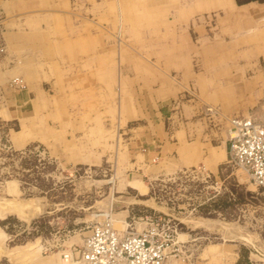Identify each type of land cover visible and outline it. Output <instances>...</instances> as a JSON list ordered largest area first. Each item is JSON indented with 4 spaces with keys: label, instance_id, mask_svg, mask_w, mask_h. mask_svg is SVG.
Wrapping results in <instances>:
<instances>
[{
    "label": "rangeland",
    "instance_id": "rangeland-1",
    "mask_svg": "<svg viewBox=\"0 0 264 264\" xmlns=\"http://www.w3.org/2000/svg\"><path fill=\"white\" fill-rule=\"evenodd\" d=\"M199 1L0 0V264H70L62 249L80 244L105 210L120 231L132 216L172 217L186 240L178 264H264V189L228 150L214 168L205 162L207 144L225 147L224 126L216 118L203 135L193 114L205 100L264 121V0H235L237 11L250 10L241 21L222 0ZM75 22L95 29L92 49L90 37L67 41L66 28L81 33ZM34 49L47 60L27 66L21 55ZM7 52L19 54L21 70L3 64ZM19 76L25 87L11 86ZM165 80L173 111L186 100L173 115L178 127L139 113L138 84L159 81L165 96ZM142 130L167 137L157 161L156 151L138 154L145 142L129 145L126 136ZM156 138L147 144L158 147ZM195 139L201 158L187 165L184 146Z\"/></svg>",
    "mask_w": 264,
    "mask_h": 264
},
{
    "label": "built area",
    "instance_id": "built-area-1",
    "mask_svg": "<svg viewBox=\"0 0 264 264\" xmlns=\"http://www.w3.org/2000/svg\"><path fill=\"white\" fill-rule=\"evenodd\" d=\"M9 84L25 87L21 77ZM227 146L231 159L246 169L250 180L264 189V123L250 115L226 118ZM80 244L62 249L70 264H178L187 250L179 227L170 216H132L126 229L114 226L111 210L98 213ZM126 219V218H125ZM144 223L140 229L136 223Z\"/></svg>",
    "mask_w": 264,
    "mask_h": 264
},
{
    "label": "crops",
    "instance_id": "crops-1",
    "mask_svg": "<svg viewBox=\"0 0 264 264\" xmlns=\"http://www.w3.org/2000/svg\"><path fill=\"white\" fill-rule=\"evenodd\" d=\"M202 1V0H201ZM199 1V2H201ZM247 4H250L248 2H246ZM222 4L224 6H227V7H230V9L235 12V17L237 19H239L240 21L242 20L241 18H245L247 19L248 17V12L250 11L249 10V7H246L244 8L242 11L244 12H239L235 9V5L236 2L235 0H222ZM243 4V3H242ZM258 4H262L263 7H260V8H264V2H258ZM241 5V4H240ZM62 14H66L67 12L66 11H63L61 12ZM72 15V18L74 17L75 14L73 13H70ZM36 18V17H35ZM235 18V19H236ZM23 19H21V21H23ZM249 22V21H247ZM75 25L77 24V22L74 23ZM45 25L41 24L40 28L42 29H47V26L44 27ZM77 26H79L77 24ZM49 27H52V23L48 26ZM82 27L83 25L81 24L77 29L79 32H81L82 30ZM39 28V29H40ZM31 29V27L26 24L24 25V31L28 32L29 30ZM67 31V35H66V38H67V41L68 42H74L75 39L77 38H80L82 36H86V37H90V43L89 45L91 46V49H92V46H96V38L95 40L94 39H91V35L95 34V29L93 27L89 28L88 32H81V33H78V34H71L69 31H70V28H66L65 29ZM250 30V29H249ZM247 32V31H245ZM257 33H255L253 31V34L248 32L246 33L245 35L248 36V38L250 39L251 38H254L255 35ZM262 38H264V29L262 30V33H259ZM260 36V37H261ZM66 38H61V37H58V38H53V37H50V40L52 43H59V42H62L63 39H66ZM38 42H36L34 45L35 47H41L44 43H43V40L42 39H39L37 40ZM90 55L92 56V50L90 51ZM22 59L24 57V62H26L27 66H30L31 64L32 65H35L36 63H41V61L43 60H47V57H41V52L37 49H34L33 52H29V53H23L22 55ZM19 54L18 53H12V54H9L8 52L5 53L3 56H2V59L1 61L5 63H7V69L9 70H12V69H16V70H21V63L22 60H20L19 58ZM53 59H56V60H59L58 58H53ZM7 61V62H6ZM5 66L2 65V70H5ZM38 70L39 72L41 73V69L38 67ZM18 75H23L22 73H18ZM12 76H9L6 81L11 78ZM43 82V80H42ZM156 83H159V87L158 86H153V85H147L145 87V89L140 85L138 84V89H137V93H138V99L137 101L139 102L140 104V109H139V113L142 112V113H146L147 112V115L148 117H154L156 116V114L159 112L161 114V116L165 119V117H167L169 119L168 122H171L173 124H178V120L176 118H174V113L176 115H178V113H183L182 111V105L184 104L183 102L186 101V100H183L182 103H181V109H179V111H173V104L170 102L169 98L171 96V93H170V90L172 91L173 90V86L174 85H171L169 84V80H165L164 83L165 85L163 86L164 89H162V92L164 93V90H167V94L165 96H163V94L161 93V82L159 81H156ZM13 89V88H11ZM17 89V88H15ZM21 98L25 101H27L28 99L30 100L31 97L29 96L30 95V91L28 89V87L26 89H24L23 91H21ZM213 105H211L210 103H208V101H205L204 100V103L201 105V108L199 109V111L197 112V110L195 111V113L193 114H198L200 113L199 116H197V119L196 121H194L195 123L197 122H200V123H203V127H202V130H203V135L205 134H208V132H206V130L204 131L205 128L208 127L209 123L212 121V123H217V119L216 118H219V119H222V122H223V131H224V142H225V147L224 146H221V145H216V146H213L212 148L210 147V143L207 144V149L209 150V155L206 156L205 158V162L208 163L212 168L215 167V164L221 160L223 157H224V151H227L228 150V146H227V136H226V127H227V123H226V118L227 116H231V115H250V114H239V113H232V114H222L220 112H217V111H214L213 110ZM203 113V114H202ZM192 114V115H193ZM250 116H254V115H250ZM171 117V119H170ZM178 117V116H177ZM258 119H261L259 118V116H254ZM138 118H141L140 116ZM152 118V121L155 123V124H160L159 122L160 121H156L157 118ZM179 118V117H178ZM159 120V119H157ZM207 120L209 122H207ZM263 121V120H262ZM148 122L147 121H143V122H140V125H147ZM179 126V124L177 125V127ZM131 127H135V126H131ZM131 127H128V130L131 129ZM138 127V125L136 126ZM176 129V128H175ZM179 129V128H178ZM212 129V128H211ZM177 131V130H176ZM212 131V130H211ZM167 132V131H166ZM148 131L147 130H142L140 131L137 136H135L134 138L130 139V136H126L128 137V142H129V145L132 147V148H136V147H140L141 144H145L146 145H142L140 147V153L138 154H141L142 156V160H143V155L145 157V155H147L149 157V152H152V151H156L157 153L155 155H152L151 156V160L153 161H157V159H159L160 155H161V151H162V146L164 145L167 137H163V135H159V137H155L153 134H151L150 132V135H148ZM132 134V133H131ZM172 134H173V130H172ZM180 134V132H179ZM20 135H17L16 137H19ZM148 136H152V139L154 140L155 138L158 139V147H156L155 145L153 147H150L149 144H147V140H148ZM168 136L171 137V135L168 134ZM173 139V142L177 143L178 139L175 140L174 138ZM195 143H192V142H187V146H184V147H187L185 151V161H186V164L189 165L190 163H193V162H196L199 158H201L200 156V153L201 151L203 150L202 148V145L201 143L198 144L197 141L198 139H195L193 140ZM16 142L19 146L23 145L24 144V140L20 137L18 139H16ZM186 144V142H185ZM184 144V145H185ZM141 160V161H142ZM174 164V162H172ZM173 164L171 165L172 167H167V164L165 165V167L168 168V170H173L175 167L173 166ZM159 166L156 165H149L145 168V171L147 172H157L159 170ZM135 186L139 189L143 188V185H142V182L139 181V180H136L135 181ZM186 241V240H185Z\"/></svg>",
    "mask_w": 264,
    "mask_h": 264
},
{
    "label": "bare ground",
    "instance_id": "bare-ground-1",
    "mask_svg": "<svg viewBox=\"0 0 264 264\" xmlns=\"http://www.w3.org/2000/svg\"><path fill=\"white\" fill-rule=\"evenodd\" d=\"M252 117H254V116H252ZM256 118V117H255ZM256 119H258V118H256ZM259 121H261V122H263L264 123V121H262V120H260V119H258ZM242 167V166H241ZM243 168V167H242ZM246 170V169H245ZM113 217V216H112ZM113 220H115L114 218H113ZM204 220H206V222L207 221H210V219H204ZM200 221V220H199ZM213 222V221H212ZM200 223V222H199ZM203 223V222H202ZM205 223V222H204ZM201 224V223H200ZM207 224V223H206ZM203 225V224H202Z\"/></svg>",
    "mask_w": 264,
    "mask_h": 264
},
{
    "label": "trees",
    "instance_id": "trees-1",
    "mask_svg": "<svg viewBox=\"0 0 264 264\" xmlns=\"http://www.w3.org/2000/svg\"><path fill=\"white\" fill-rule=\"evenodd\" d=\"M238 4L250 2L249 0H236Z\"/></svg>",
    "mask_w": 264,
    "mask_h": 264
}]
</instances>
